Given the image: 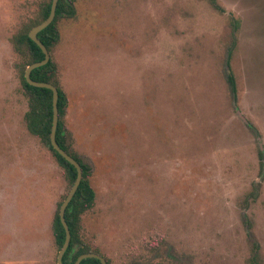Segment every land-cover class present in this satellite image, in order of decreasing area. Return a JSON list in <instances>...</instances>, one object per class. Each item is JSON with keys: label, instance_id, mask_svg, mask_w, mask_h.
<instances>
[{"label": "rangeland", "instance_id": "374dc122", "mask_svg": "<svg viewBox=\"0 0 264 264\" xmlns=\"http://www.w3.org/2000/svg\"><path fill=\"white\" fill-rule=\"evenodd\" d=\"M43 1L0 0V264L58 253L67 181L25 127L10 42ZM216 3L75 0L58 22L65 142L95 192L82 237L111 264H264V0Z\"/></svg>", "mask_w": 264, "mask_h": 264}, {"label": "trees", "instance_id": "16d2710c", "mask_svg": "<svg viewBox=\"0 0 264 264\" xmlns=\"http://www.w3.org/2000/svg\"><path fill=\"white\" fill-rule=\"evenodd\" d=\"M213 6L219 7L216 0H208ZM51 0H44L40 3L38 13L28 23L24 24L15 34L10 38L13 50L21 56L20 62V82L22 92L27 99V109L24 112L23 119L27 131L37 137L41 144L46 146L52 153L56 162L64 169L67 188L62 195L64 200L70 187L72 186L75 177V167L65 160L51 145L50 143V130L52 124V91L45 87H38L30 85L24 78V71L28 64L42 60L44 54L39 46L28 37L29 30L42 22L49 14ZM75 0H58L55 15L49 25L37 33L38 39L44 44L50 54V59L42 66L36 67L31 70L30 78L35 81L47 82L57 88L58 99V121L55 132V138L59 146L66 151L70 156L77 160L80 164L82 177L80 183L67 204L64 212V218L70 231V241L66 248L63 257V264H73L76 258L85 252H95L101 254L98 249L92 248L91 245L82 237L81 218L82 215L88 210L92 209L95 202V192L90 183V166L80 160L75 153H72L65 142V124L64 119L67 110V97L61 87L60 79L58 76V68L55 60L52 57V49L59 40L58 22L63 18H72L75 16ZM233 25V24H232ZM236 25V24H235ZM230 47L227 51L226 58V81L233 101L236 95V82L232 71L230 70V57L232 47L235 43L236 26L233 25ZM260 169H264V153L262 150L258 151ZM58 203L52 220V233L54 242L59 250L64 242L65 231L59 219ZM257 245H255V249ZM102 255V254H101ZM103 256V255H102ZM105 257V256H104ZM107 264H111L110 260L106 258ZM254 264L259 262L254 258ZM79 264H101L96 258H85Z\"/></svg>", "mask_w": 264, "mask_h": 264}, {"label": "water", "instance_id": "95a60500", "mask_svg": "<svg viewBox=\"0 0 264 264\" xmlns=\"http://www.w3.org/2000/svg\"><path fill=\"white\" fill-rule=\"evenodd\" d=\"M57 1L58 0H51L50 10H49L48 16L39 24L33 26L28 32V37L39 46V48L42 50V52L44 54V57L42 60H39L37 62H33V63L28 64L26 66L25 71H24V78H25L26 82L30 85L38 86V87H45V88H48L52 91V112H53V115H52V124H51V130H50V143H51L52 147L65 160H67L69 163H71L76 169L75 180H74L72 186L70 187L68 193L66 194L64 200L61 202L60 208H59V219H60V222L64 228V231H65V238H64V242H63L61 248L58 250V253L56 256V264H63L62 263V257H63V254H64L66 248L68 247L69 241H70V231H69L68 225H67L65 218H64V212H65V208H66L67 204L69 203V201L73 197V195H74V193H75V191H76V189L80 183V180L82 177V171H81V167H80L79 162L77 160H75L72 156H70L66 151H64L59 146V144L57 143L56 138H55V132H56L57 121H58V109H57L58 92H57V88L50 83L35 81V80L30 78V72L32 69L44 65L50 59V54H49L48 50L46 49V47L44 46V44L38 39L37 33L39 31H41L42 29H44L47 25H49L51 23V21L53 20L54 15H55V9H56V5H57ZM85 258H96L101 262V264H107L105 257L102 256L101 254H98L95 252H85V253L80 254L76 258V260L73 264H79L80 261L85 259Z\"/></svg>", "mask_w": 264, "mask_h": 264}]
</instances>
